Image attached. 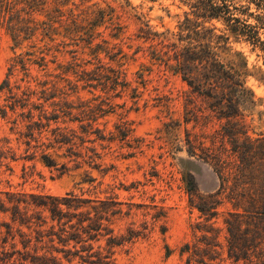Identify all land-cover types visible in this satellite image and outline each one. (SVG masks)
<instances>
[{"label":"rangeland","instance_id":"374dc122","mask_svg":"<svg viewBox=\"0 0 264 264\" xmlns=\"http://www.w3.org/2000/svg\"><path fill=\"white\" fill-rule=\"evenodd\" d=\"M181 1L0 0V222L13 215V196L30 202L28 195L72 191L119 203L111 228L129 240L112 249L117 264H234L225 220L236 206H264V57L222 22L204 23L245 57L256 102L220 117L157 59L167 32L190 13ZM99 65L119 71L128 87L79 80ZM23 207L20 214L42 212ZM16 244L23 251L18 237Z\"/></svg>","mask_w":264,"mask_h":264},{"label":"trees","instance_id":"16d2710c","mask_svg":"<svg viewBox=\"0 0 264 264\" xmlns=\"http://www.w3.org/2000/svg\"><path fill=\"white\" fill-rule=\"evenodd\" d=\"M181 2L190 9V13L185 14L177 33L167 32L168 50L157 59L190 88L211 99L212 107L218 110L220 117L230 118L240 110L247 111L255 106V97L246 87L245 79L250 76V72L245 57L229 46V35L219 31L216 33L214 25L206 27L204 23L222 22L232 38L244 40L253 48L259 47L264 57V41L259 34V31L264 32V0ZM1 22L3 18L0 17L2 26ZM8 30L14 39L18 38L16 25L8 22ZM96 70H99V74L94 73L95 77H80L79 80L88 87L98 82L97 85L111 91L118 88L123 90L129 85L117 70L104 68L103 65L96 67ZM101 70H107L108 73L101 75ZM102 138L97 136L96 139ZM43 159L49 164L47 157ZM86 182H93V179L87 177ZM184 183L188 193L195 192L191 174L184 177ZM24 196H13L8 201L14 213L8 221L0 222V228L5 229L1 264H73L76 260V264H117L112 259V249L129 240L114 235L111 228L114 217L121 214V209H115L119 203L113 199L84 197L83 193L75 194L72 191L62 196L28 195L30 202ZM21 205H24V210L33 205L41 208L42 212L35 215L20 214ZM236 207L237 211L229 213L225 220L229 237L228 258L234 264L241 261L243 264H264V206L243 212H238L239 207ZM0 210H6L2 200ZM203 210L199 207L200 212ZM17 237L23 251L17 248ZM102 240L106 249L101 245ZM7 243L10 244L11 252L4 250ZM15 255L19 256L18 260L13 259Z\"/></svg>","mask_w":264,"mask_h":264}]
</instances>
